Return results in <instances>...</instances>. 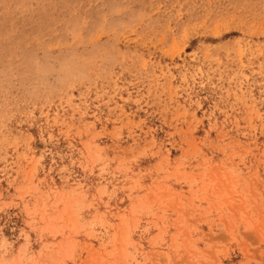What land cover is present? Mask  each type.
<instances>
[{"label": "rangeland", "instance_id": "374dc122", "mask_svg": "<svg viewBox=\"0 0 264 264\" xmlns=\"http://www.w3.org/2000/svg\"><path fill=\"white\" fill-rule=\"evenodd\" d=\"M0 264H264V0H0Z\"/></svg>", "mask_w": 264, "mask_h": 264}]
</instances>
